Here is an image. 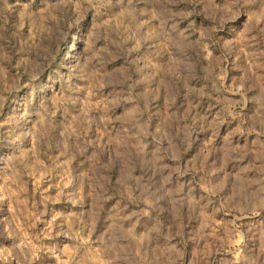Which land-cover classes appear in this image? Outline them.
<instances>
[{
	"label": "rangeland",
	"instance_id": "rangeland-1",
	"mask_svg": "<svg viewBox=\"0 0 264 264\" xmlns=\"http://www.w3.org/2000/svg\"><path fill=\"white\" fill-rule=\"evenodd\" d=\"M0 264H264V0H0Z\"/></svg>",
	"mask_w": 264,
	"mask_h": 264
}]
</instances>
